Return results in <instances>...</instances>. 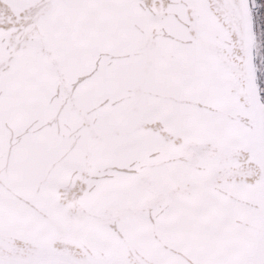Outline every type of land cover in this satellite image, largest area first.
Returning a JSON list of instances; mask_svg holds the SVG:
<instances>
[{
  "label": "snow or ice",
  "instance_id": "6c2138e0",
  "mask_svg": "<svg viewBox=\"0 0 264 264\" xmlns=\"http://www.w3.org/2000/svg\"><path fill=\"white\" fill-rule=\"evenodd\" d=\"M0 264H264V0H0Z\"/></svg>",
  "mask_w": 264,
  "mask_h": 264
}]
</instances>
